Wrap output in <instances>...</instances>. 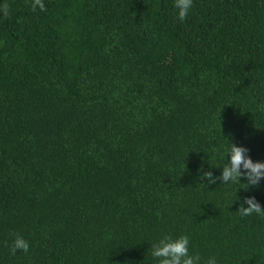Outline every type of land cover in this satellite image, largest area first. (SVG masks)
I'll use <instances>...</instances> for the list:
<instances>
[{"label": "trees", "instance_id": "trees-1", "mask_svg": "<svg viewBox=\"0 0 264 264\" xmlns=\"http://www.w3.org/2000/svg\"><path fill=\"white\" fill-rule=\"evenodd\" d=\"M43 2L0 0V264H156L164 234L264 264V180L201 179L227 141L264 161V0Z\"/></svg>", "mask_w": 264, "mask_h": 264}, {"label": "clouds", "instance_id": "clouds-1", "mask_svg": "<svg viewBox=\"0 0 264 264\" xmlns=\"http://www.w3.org/2000/svg\"><path fill=\"white\" fill-rule=\"evenodd\" d=\"M193 0H173L176 18L183 21L192 8ZM32 10L39 8L45 9L43 0H32ZM0 11L6 16L8 6L5 4ZM248 149L242 145H236L227 141V144L221 147V158L226 162L222 167H216L221 170L219 176H213L212 172H205L201 179L206 180L207 184H214L217 180L224 185H242L237 187L247 191L250 187H256L264 180V161H253L248 155ZM241 178L245 182H241ZM237 197V196H236ZM243 205H247L244 207ZM241 216L252 214L264 215V209L253 196H246L243 203L238 207ZM190 240L188 235L182 234L173 237L168 234L162 235L151 247V256L156 264H217L215 256H209L207 260L202 261L198 253H190ZM27 252L29 243L21 236H16L12 241L10 251L14 254L16 251Z\"/></svg>", "mask_w": 264, "mask_h": 264}]
</instances>
